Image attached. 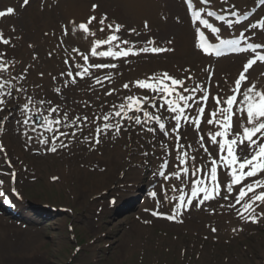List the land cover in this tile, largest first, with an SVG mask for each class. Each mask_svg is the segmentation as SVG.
I'll return each instance as SVG.
<instances>
[{
  "label": "snow or ice",
  "instance_id": "1",
  "mask_svg": "<svg viewBox=\"0 0 264 264\" xmlns=\"http://www.w3.org/2000/svg\"><path fill=\"white\" fill-rule=\"evenodd\" d=\"M224 2L227 3V0ZM259 2L264 5V0H259ZM208 3L209 0H203L204 5ZM29 4L30 0H22L21 7ZM184 4L186 13H191L190 23L197 25L195 47L203 53L209 55L215 53L219 56L223 47H228L234 52L251 50L254 53L251 58H246V62L242 63L241 70L233 78L227 93L219 84L216 85L215 93H213L210 81L214 74L210 68L206 69L208 80L201 83L195 82L196 77L190 68L181 69L184 73L181 77L172 75L168 71H162L152 73L142 79L125 82L122 85V89L129 91L132 88L149 90L150 95L123 96L121 97L122 102L110 105L107 112L101 110L91 118L88 115L79 114L70 116L59 105H54L51 100L44 99L37 102L40 107L33 113L30 107L33 104V97L29 96L23 104V113L26 118L18 123H22L25 128L30 127L34 133L41 130L38 142L44 144L52 153L57 152L58 147H68V144L61 139L62 137L74 140L78 133L83 135L85 125L94 126V133L91 136H83V140L89 142L90 150H94V146L101 143L104 135L110 132L118 135L132 124L140 126L142 132L152 133L153 139L159 132L172 142L173 147L169 148L167 143L160 142L163 155L160 157L162 162L156 175L161 177L164 183L160 185L159 193L155 190L150 193L156 207L145 209V211H149L154 217L183 223L184 213L192 207L203 208L210 214H215L216 209L210 207L208 202L222 199L226 203L219 204V207L235 209L237 217L243 223H259L264 220V211H258L264 208V72H261L258 77H251L250 70L258 62L264 63V42L247 43L246 47L242 48L241 39H245V35L240 32L241 39H220L219 43H212L210 38L219 39L218 34L221 28L210 23L209 18L215 16L217 20L224 21L229 28L233 27V20L226 18L225 15H217L215 11H206L204 7L199 6V3H194V0H184ZM98 7L97 4L91 5L93 13ZM229 7L234 6L229 5ZM15 14L16 9L11 6L0 10V18ZM230 14L237 16L236 11H231ZM242 18V16L239 17L236 22L238 23ZM163 19L167 20V17ZM176 20L180 22L181 17L177 16ZM95 25H98V28L94 30ZM200 25L203 26V30ZM247 27L253 30L257 27L264 29V19L258 20L255 24L250 23ZM143 29L145 32H151V25L147 19L143 21ZM122 30L140 36L135 28L125 29L122 23L109 22L107 13L99 17L90 14L80 20L71 19L67 24L62 25L60 46H63L64 37H67L70 31L73 34L80 32L86 39L91 38L88 53L81 52L79 48H72L74 55H68L63 60L66 70L59 74L63 79V87L66 89L75 86L78 79L84 78H94V83L101 87H106L105 81L113 80L111 74H105L101 78L95 73L101 70H116L119 67L118 64L90 63V56L107 57L114 60L123 58L127 62L129 56L175 51L172 46L174 41L171 39L167 40L163 46L152 38L147 39L143 46H129L130 41L123 39L120 35ZM12 31L15 32V29L13 28ZM97 31L105 34L104 37L98 38ZM45 35L47 36L48 33ZM13 40V36H6L3 30H0V112L8 110L9 97H13L15 93L26 92L23 84L17 88L12 83L15 79L26 81L29 72V68L25 67L16 77L11 76L10 69L15 66L16 62L9 57L8 49L15 47ZM29 47L34 46L29 45ZM102 48L105 50H100ZM53 55L54 53L49 51L48 56L51 58ZM77 57H79V62ZM32 59L35 61L38 56L34 53ZM3 73H9V76L5 77ZM44 75L43 72L40 73L41 78ZM51 79L53 82L57 81L56 76H52ZM189 82H192L191 86H188ZM118 91L116 88H107L104 95L113 96ZM54 92L61 94V87H55ZM209 100L212 101L211 107H209ZM84 106L89 105L86 103ZM8 120V116H0V132L6 127ZM125 121L128 124H125ZM202 122L211 126L206 133L201 131ZM186 126H191L196 131L198 147H193L192 143L182 142L187 139L186 136H181L182 127ZM61 128L72 129V131H61ZM43 132L52 135L44 136ZM24 135L27 137L25 142L27 149L34 137L29 136L27 131ZM206 138L211 145L218 148L217 156L214 157L209 152L205 143ZM201 150L207 156V160L199 155ZM7 152V146L0 141V157H3L4 162L11 168ZM173 153V170L169 172L167 171L170 166L169 158L173 156ZM198 158L201 163L197 162ZM221 172L228 177L227 182H221L219 178ZM15 176L16 173L11 172V178L15 179ZM52 179L55 180L57 177H52ZM4 182L0 179V187ZM185 188L188 191H185ZM12 191L19 195L15 188H12ZM169 192L179 193V195L169 196ZM4 197L5 193L0 191V199ZM6 202L11 203V200ZM115 202L113 198L111 203ZM162 203L170 205V209L161 212L159 208ZM209 230L213 234L218 231L211 225H209ZM231 231L237 234L242 232L243 228L234 227Z\"/></svg>",
  "mask_w": 264,
  "mask_h": 264
},
{
  "label": "rangeland",
  "instance_id": "2",
  "mask_svg": "<svg viewBox=\"0 0 264 264\" xmlns=\"http://www.w3.org/2000/svg\"><path fill=\"white\" fill-rule=\"evenodd\" d=\"M63 8L60 2L55 12ZM125 139L98 151L89 150L88 141L67 139V148L45 159H34L13 141L10 154L24 152L28 163L18 179L27 198L70 212L25 204L16 210L17 219L0 214V264H264V226L233 242L215 241L207 238L209 230L200 218V227L190 230L165 221L143 224L135 217L138 211L112 208L108 197L139 175L128 174L135 166ZM64 158L80 161L72 167Z\"/></svg>",
  "mask_w": 264,
  "mask_h": 264
},
{
  "label": "bare ground",
  "instance_id": "3",
  "mask_svg": "<svg viewBox=\"0 0 264 264\" xmlns=\"http://www.w3.org/2000/svg\"><path fill=\"white\" fill-rule=\"evenodd\" d=\"M113 1L117 2L118 5H119V7H124L126 10H133L135 12L136 11L137 12L143 11L145 14L151 15V16H153V19H155V17H154V8H153L154 5H155L154 4V0H113ZM179 13H182V9L179 10ZM134 15L137 17L136 13H134ZM175 29L177 30V32L178 31H183V28H180V27L175 28ZM189 38H188V40H180L181 49L182 50H185L188 47ZM196 55L197 54L194 51L191 52V58H195ZM192 60H194V59H192ZM238 65H239V63H237V62H230V61H228L226 59L224 61V63L220 66V69L221 70L225 69V71H234V70L237 69ZM9 141H10L9 139H6L7 144H8ZM118 149H120V148H118ZM119 153H123V151H121ZM111 160L113 162L114 159H111ZM136 169L139 171L138 168H136ZM129 174H136V170L135 169H132ZM138 181H139V179L137 178V180L135 179V180H133L131 182H133L134 185H137ZM131 198L132 197H130V199L128 200L127 203H129V201H131ZM124 199H125V197H124ZM124 206H127V205H124Z\"/></svg>",
  "mask_w": 264,
  "mask_h": 264
}]
</instances>
